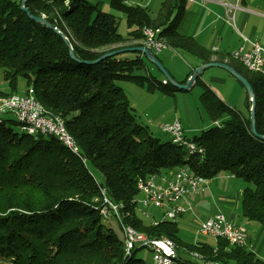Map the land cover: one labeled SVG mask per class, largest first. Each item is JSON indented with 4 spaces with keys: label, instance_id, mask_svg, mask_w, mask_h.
<instances>
[{
    "label": "trees",
    "instance_id": "trees-1",
    "mask_svg": "<svg viewBox=\"0 0 264 264\" xmlns=\"http://www.w3.org/2000/svg\"><path fill=\"white\" fill-rule=\"evenodd\" d=\"M20 1L0 0V69L8 86L0 95L33 88L44 110L64 120L78 154L53 135L4 126V121L17 125L10 115L0 119V264H147L138 249L127 254L123 237L104 223L100 208L105 198L120 205V219H111L121 231L124 224L147 237H168L179 264H202L192 253L220 264H264L247 246L223 238L214 244L184 243L175 219L153 224L141 216L137 202L140 178L168 175L182 166L206 179L230 172L247 183L241 215L264 229V139L250 133L249 114L226 105L197 78L199 99L212 124L191 138L203 154H190L139 124L117 84L129 80L146 83L148 89L176 90L151 72L143 55L125 52L95 64L80 63L56 32L19 7ZM170 2L163 1L151 17L144 7L109 0V7L124 15L130 29L125 33L118 32L119 17L103 11L100 0H26L24 5L64 33L80 60L140 45V30L146 26L159 28L167 47L210 61L211 51L181 34L177 22H167ZM231 65L253 88L255 128L264 136V73Z\"/></svg>",
    "mask_w": 264,
    "mask_h": 264
},
{
    "label": "crops",
    "instance_id": "crops-1",
    "mask_svg": "<svg viewBox=\"0 0 264 264\" xmlns=\"http://www.w3.org/2000/svg\"><path fill=\"white\" fill-rule=\"evenodd\" d=\"M163 1L165 0H125L127 4L146 8L151 17L158 15ZM179 5H181V8H179ZM170 7L173 8V12L167 22H177V30L181 34L192 37L200 46L211 51L210 61H220L230 65L232 63L238 64L239 61L233 59L230 53L244 43L242 36L249 40H256L264 47V0H172ZM165 21L163 19V22ZM249 47V42H245L244 48L248 49ZM166 49L176 53L181 52L169 47H166ZM186 55L189 57V71L181 76L174 74L166 66L168 60L162 54V51L157 54L164 67L179 82H184L196 66L204 63L193 55ZM210 68L214 67L202 71L198 76L199 80L209 87L226 105L236 110L240 109V112L248 116L247 95H243V89L241 91L237 83L231 79L232 75L218 67L216 68L219 71H208ZM149 69L157 78H160L151 67ZM261 71L264 72V57ZM1 76L2 72H0V85L5 82ZM214 78L223 79L224 83H230L237 90L236 96L229 94L227 90H218L210 82ZM0 89L8 90V88ZM246 185L247 183L230 172H221L213 178L206 179L205 184L196 193L188 194L179 201L180 205L188 209L177 217H182L185 214L188 220L192 218L199 224L206 217L220 212L234 223L246 228L248 234L247 248L264 260V254H262L264 251L262 246L264 233L262 231L264 229L257 222L246 220L240 212L241 193ZM186 212L191 213L186 214ZM152 214L159 218L162 212H158L156 215L152 212ZM260 237H262V240H259ZM193 242L201 241L194 240Z\"/></svg>",
    "mask_w": 264,
    "mask_h": 264
},
{
    "label": "built area",
    "instance_id": "built-area-1",
    "mask_svg": "<svg viewBox=\"0 0 264 264\" xmlns=\"http://www.w3.org/2000/svg\"><path fill=\"white\" fill-rule=\"evenodd\" d=\"M129 30L130 29H126V32ZM142 30H147V27L144 26V28L140 30L141 33ZM242 40L244 43L232 50V52L234 54H238V57L248 58L249 62L254 66L256 72H262L261 65L264 57V47L258 41L249 40L244 36H242ZM245 42H249L250 44L248 49L244 48ZM141 45L150 49L154 54H158L165 49L162 40L158 39L157 35L151 36V41H142ZM4 115H10L12 118H31L40 125H45L46 127L51 128V130H53L56 134L61 135L63 139L66 140L61 129H56L54 122L47 121L41 116H38L35 104L29 95V87L23 93L0 96V119ZM161 131L165 133L169 139L186 141L187 151H190V149L193 148H200V155L203 154V148L199 147L191 140V138L186 136L184 128L178 119L163 124L161 126ZM30 134L35 135L31 132ZM205 181L206 178L200 175L192 174L186 166L179 167L177 170L170 172L168 175H150L145 178L138 179L137 187L139 193L143 195L142 198L138 197L137 199L141 215L148 218L150 222H154L155 224L162 220L175 219L178 215L184 213L188 209L187 207L180 205L179 201L188 194L196 193L205 184ZM109 202L112 201L104 199L105 204L101 207L104 217L107 219H111L113 217L120 219V215L118 213L120 207L116 205V213H109ZM151 205L163 210L159 218H156L152 212H149ZM128 231L129 244L127 251L131 246H140V249L146 248L150 252L151 260H157V262L168 261L163 260V253H172V255H177V251L171 248L170 244L155 242L151 239V237H147L144 233L137 231L136 229ZM199 232L205 236L223 238L227 241L236 240L242 246H247L248 234L246 228L242 225L234 223L220 212L208 216L201 221L199 223ZM202 264L220 263L213 262Z\"/></svg>",
    "mask_w": 264,
    "mask_h": 264
},
{
    "label": "rangeland",
    "instance_id": "rangeland-1",
    "mask_svg": "<svg viewBox=\"0 0 264 264\" xmlns=\"http://www.w3.org/2000/svg\"><path fill=\"white\" fill-rule=\"evenodd\" d=\"M14 1L19 2L20 0ZM100 2L103 11L110 12L119 17L118 32L125 33L126 23L124 15L121 12L111 9L109 7V0H100ZM108 48H103V50ZM162 54L168 60V64L166 66H168L174 74L183 76L189 71V57L186 54L182 52H172V50L166 48L162 50ZM148 67H151L157 76L163 78V75L156 66L148 62ZM211 70L219 71L216 67L210 68L208 71ZM0 72H2L1 69ZM139 73L141 74L143 72ZM1 77L3 78V72ZM231 77V79L237 83L238 87H240L241 91L243 89V95L246 96L247 93L245 88L234 78V76ZM22 82V79H19L20 86H22ZM210 82H212V84H214L218 90H227V92L233 96H236L237 94L236 88L231 86L230 83H224L223 79L214 78V80H211ZM117 84L123 88L126 97L131 103L134 109L136 121L139 124L146 126L148 131L153 135L159 136L162 139H166L168 136L161 131V126L175 119H178L181 122V125L184 128L185 134L188 138L198 135L201 130L206 129L207 126H210L212 123L200 102L199 95L202 91V88L199 84H196L189 90L176 89L172 91V93L164 92L157 88L148 89L146 83L139 85L129 80H120L117 82ZM208 84L210 85V83ZM0 88H8L6 81L0 85ZM3 125L10 126L14 131L19 130L17 125L7 121H4ZM3 125L0 124V127ZM142 196L143 195L140 193L138 197L142 198ZM162 211V209L152 205L150 206L149 210L150 213L154 212L155 215ZM189 213L191 212H186V214ZM145 219L149 220L148 218ZM107 220L104 223L112 227L121 238L124 237L123 231H121L117 222L112 219L109 220L110 222H107ZM176 222L179 230L178 236L184 243H192L194 240L204 241L209 244L215 243L214 237L202 235L199 232V224L197 221L192 220V218L188 220V217L185 214L182 217H177ZM262 232L264 233V231ZM259 240H262V237H260ZM262 246L264 247V242L262 243ZM136 254L139 257H143L147 264H152L150 252L146 248L139 249ZM262 254H264V251Z\"/></svg>",
    "mask_w": 264,
    "mask_h": 264
},
{
    "label": "bare ground",
    "instance_id": "bare-ground-1",
    "mask_svg": "<svg viewBox=\"0 0 264 264\" xmlns=\"http://www.w3.org/2000/svg\"><path fill=\"white\" fill-rule=\"evenodd\" d=\"M143 28H144V26L141 29H143ZM159 31H160V29L157 27L156 28L147 27V30H142V33H141L142 37H141L140 43L142 44V41H151V36L157 35V38L162 40L164 48H166L167 45L165 43L164 38L158 36ZM230 56L233 59L239 61V63L245 69H247L249 71L256 72L254 66L249 62L248 58L238 57V54H234L232 51L230 53ZM163 82H165V80H163ZM29 95H30L31 100L35 104V109L37 110L38 116H41L43 119H45L47 121L54 122L56 129H61L66 140H64L61 135L56 134L53 130H51V128L46 127L45 125H40L38 122H35V121H33V119L28 118V117L13 118L17 123V127H18L19 131L27 133V134H30V132H31L35 135H39V134L53 135V136L57 137V139L65 147H67L70 151L78 154V149H77V146L75 144V141L73 140L71 135L67 132L65 125H64V120L61 117H59L57 115H53V114L47 112L46 110H44L41 103L35 97V93L33 91V88H31V87H29ZM30 135H32V134H30ZM170 140L172 143L176 144L177 146H180V147L187 149V142L186 141H178L177 139H170ZM188 153L200 154V148L190 149V151H188ZM116 205H118V204H115L113 202H109L108 212L109 213H116ZM118 206L120 207V205H118ZM100 213L103 217V220L106 221L107 218L104 217V213H103V211H101V208H100ZM152 223L155 224L154 222H152ZM122 227H123L122 231H123V236H124L123 237L124 247H125L126 253L129 254L134 249L139 250L140 246H131L127 251V247L129 244V231L128 230H135V228L132 226H129V225H124V224H122ZM151 239H153L155 242H162L164 244H170V247L173 248L174 250H176V245L174 244V242L166 236H162V237H158V238H151ZM228 242L230 244L242 246L236 240H228ZM190 256L194 259L200 260L202 263H213L214 262V261L202 259L201 255H199L198 253H192V254H190ZM176 258H177V255H172V253H163V260H168V261H158V262H157V260H151V261H152V264H179L176 261Z\"/></svg>",
    "mask_w": 264,
    "mask_h": 264
},
{
    "label": "water",
    "instance_id": "water-1",
    "mask_svg": "<svg viewBox=\"0 0 264 264\" xmlns=\"http://www.w3.org/2000/svg\"><path fill=\"white\" fill-rule=\"evenodd\" d=\"M25 2H26V0H21L19 7L22 10H24L26 12V14L31 19H33L35 22H38V23L52 29L54 32H56L62 38V40L64 41V43L68 47L69 56L72 59H74L80 63L95 64V63H97V62H99V61H101L107 57L113 56V55H117V54L125 53V52H137V53H140L141 55H143L147 59L148 62H150L151 64H153L154 66H156L158 68V70L162 73L163 80H165V82H168L170 85H172L176 89H181V90L191 89V87L195 84V81L198 78L199 74L202 71H204L206 68L218 67V68L225 70L226 72H228L229 74L234 76V78L246 90L247 99L250 102V106H249V120H250V128L249 129H250V133L252 135H255L256 137L264 139V136L259 135L256 131V128H255V117H254V115H255L254 114L255 98H254L253 88H252L250 82L247 80V78L243 74H241L239 71H237L230 64L225 63V62H220V61H208V62L201 63L193 69V71L191 72L189 77L185 80V82H179L164 67V65L161 63L159 58L154 53H152V51L150 49H148L147 47H145L141 44L140 45H134V46H123V47H119V48L110 49L108 51H105L104 53H102L101 55H99L97 58H95L93 60H80L77 57H75V55L73 53L72 45L70 44L66 35L64 33H62L56 26H53L50 22H48L43 15H40V16L31 15L29 10L24 5Z\"/></svg>",
    "mask_w": 264,
    "mask_h": 264
}]
</instances>
